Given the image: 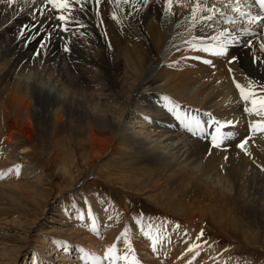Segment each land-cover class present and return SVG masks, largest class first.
<instances>
[{"label": "bare ground", "instance_id": "bare-ground-1", "mask_svg": "<svg viewBox=\"0 0 264 264\" xmlns=\"http://www.w3.org/2000/svg\"><path fill=\"white\" fill-rule=\"evenodd\" d=\"M95 2L80 0L63 31L48 18L55 13L46 0H0V222L18 211L25 215L30 264H43L46 246L55 248L47 259L60 253L58 264H264L253 252L264 248L258 241L264 236V133L249 126L264 117L244 111L251 98L243 100L236 88L251 80L254 98L264 96V22L240 15L260 11L250 0H172L171 9L166 0H100V17L109 20L102 35L80 12L94 11ZM229 16L235 24L227 23ZM224 28L230 35L220 39L233 41L227 56L203 51ZM165 96L181 118L199 119L205 133L215 128L209 118L188 114L191 108L233 121L227 130L235 135L215 148L210 135L186 131ZM66 136L79 139L91 160L86 178L107 160V180L130 178L116 182L140 191L160 215L137 219L114 198L116 190L76 187L82 168L77 164L75 175L65 160ZM17 138L32 143L51 172L50 159H60L57 173L43 179L38 163L23 166ZM244 138L250 155L237 147ZM203 229L214 237L233 232L242 242L225 233L213 246L199 236ZM228 241L242 244L240 250L226 253ZM74 248L78 257L62 256L61 249L73 254Z\"/></svg>", "mask_w": 264, "mask_h": 264}, {"label": "rangeland", "instance_id": "rangeland-1", "mask_svg": "<svg viewBox=\"0 0 264 264\" xmlns=\"http://www.w3.org/2000/svg\"><path fill=\"white\" fill-rule=\"evenodd\" d=\"M97 5L98 4L96 2H95V4L94 3L92 4V7L94 8V11L91 10L89 12V10L81 9L82 11H80V12L82 13L83 16L87 15L86 17H84L85 20L90 22L93 25V27L95 25L94 28L96 29V32L98 34L100 32V34L103 35L104 28L107 25L106 22L109 21V20H108L106 14L104 15V18L102 16L100 17V14H99V11H98L99 10V5L98 6ZM95 8H96V10H95ZM79 9H77V10H79ZM86 12H88V13H86ZM91 12H92V14H91ZM88 14H89V17H88ZM99 18H101V19H99ZM102 19H104V22H102L103 21ZM105 19H107V20H105ZM100 23L101 24L103 23V24L101 25ZM98 28H100V29H98ZM102 29H103V31H102ZM180 107L181 106H179V108ZM189 107L190 106H187V108H189ZM200 111L203 112L202 109H198V108L197 109H193V108H191L190 111L188 112V114H190V115L194 114V115H196L198 117H204V118H207V119L209 118V116L202 115L200 113ZM214 118L216 120H219L216 117H214ZM191 119H192V117L189 120H191ZM209 125H211V124H209ZM228 127H229V125H226V128L224 130H227ZM66 137H67V142L65 144H63V145H65L66 151H67V152L65 151L66 152V155H65L66 159L65 160L69 164H71V165L73 164L72 166L74 167L75 175H79V173H80V170L76 167V165L78 164V166H80L82 168V173H81V176H80V180L81 181L79 182V185H77L76 187H81L85 191H87V190L88 191L96 190L97 192H104L105 191L104 193H106V194L112 192L111 189H113V191L116 190L114 192L115 193L114 194V198L121 205L128 206L130 215H133L137 219L144 218V217H147V216H152L153 217V216H159L160 215V214H158L157 211H155V210H160L157 207V205L156 204L153 205V204L149 203L145 198L143 199L142 196H139L140 193H138V192H140V191H137L136 189L135 190L129 189L128 187H127L128 189L124 188V187L122 188L121 183H119V182L117 183L116 182V180H118V178L121 181L122 180H125V181L126 180H130V178H122V176L118 177L117 175H114L113 176V178H115L114 181L107 180V177H108L107 174H108L109 170H112L107 165V163H106L107 160L103 159L101 161V164H100L101 166H99V169L96 172V175H91L88 178H86V173L90 174L89 169H88V168H90V166L85 164L86 160L89 159L88 156L86 155L87 153L81 149L80 144H79V139H76L74 136H72V138L70 136H66ZM1 143H4L3 140L0 141V144ZM26 143H24V139H22V138H17L14 141V143H13L14 146L16 145L15 147L18 150L17 154H18V157L20 158V161H23V163H22L23 166L28 165L27 163H33V162L34 163H38L41 166V173H42L41 176H42L43 179L51 177L53 173L54 174L57 173V171H58V169L60 167L59 165L61 163V161H59L60 159H58L56 157H54L53 159H50L51 160V165H52V168H53L52 172H51V171L48 170V168L45 166V164H42L43 160L40 159V157L37 155V152H35L36 150H34V146H32L33 144L29 143V142H26ZM208 144H210V143H208ZM63 145L61 144V146H63ZM107 156H108V153H107ZM67 158H68V160H67ZM23 159H25V160H23ZM27 160H29V161H27ZM57 164H58V166H55ZM19 168L22 169V167H19ZM33 180H35V178ZM131 181H133V179ZM58 184H59V187L61 186L60 187L61 190H63L65 188L64 186L67 185V184H64V182H61V180H60V182ZM71 186H73V185L70 183L68 185V187L72 188ZM140 188L142 189L144 187H140ZM127 190H129V192ZM124 191H126V192H124ZM143 192H145V191H143ZM141 194H142V192H141ZM130 199L135 200V201L130 202ZM21 214L22 213L20 211L8 214L6 216L8 219L7 220H2L0 222V228H1L0 229V234H1V237H0V264H30V262L32 261L31 249L26 246V244L24 243L25 240L23 241V239H25V237H26L25 236L26 232L24 231L25 229H23L24 227L22 226V222L25 220L24 218H26V217H25L24 214H23V216ZM7 221H9V222H7ZM2 227H6V228L2 229ZM4 229H6V230H4ZM202 231H203L204 239L205 240H211L214 243V244H212L213 246H218V245H220V243L221 244L223 243L224 239H227L228 236H226L225 233H227V234L229 233L228 234L229 237H231V239H234V240H237V238L240 237L237 234H235L233 232H229V231L225 232V231L220 230V231L217 232L216 237H214L213 235L211 236L209 233H207L205 231V229H203ZM37 234L38 233L31 231V235L32 236L37 235ZM212 237H213L214 240L212 239ZM238 239L242 242V237H240ZM258 241H260V244L264 245V236H262ZM5 243H8L7 247L5 246ZM240 245H242V244H237V247H239ZM51 247L54 248V246H46V248L43 250V253L40 256V257L43 258V260H41V263H43V264H58L56 259L59 257L60 253H57L54 256L50 255L49 259H47L48 255H49V252L52 249ZM237 247L235 245H230V241H228L226 243L225 252L226 253H231L233 251V249H236L237 251H239L240 249L239 248L237 249ZM262 248L263 247L254 248V251H253V252H255L256 257H259L260 259H263V257H264V248L263 249ZM61 250H62L61 252L63 253L62 256H64V258L69 257L70 255L72 256V258L74 256L78 257V254H79L78 253V248H76V249L74 248L73 249V254L71 252H66V250H63V249H61ZM250 251H251V249L249 251H247L246 255L251 256L250 253L253 254V252H250ZM81 255L82 256L78 259L79 262L81 260L83 261L84 258H85L84 257L85 253L84 254L81 253ZM232 255H233V253H232ZM238 255H240V254H238ZM14 256L17 257L16 263H14V262L12 263V261L10 260ZM59 263H64V262H59ZM71 263L72 262H69V264H71ZM77 264H79V263H77ZM117 264H120V262L117 261Z\"/></svg>", "mask_w": 264, "mask_h": 264}, {"label": "snow or ice", "instance_id": "snow-or-ice-1", "mask_svg": "<svg viewBox=\"0 0 264 264\" xmlns=\"http://www.w3.org/2000/svg\"><path fill=\"white\" fill-rule=\"evenodd\" d=\"M96 3L99 4L100 0H96ZM166 3L169 6V9L172 7V0H166ZM46 4L51 6V10L55 15H49V19L55 18L58 21L57 27L63 29V31L68 30V25L74 22V17L72 16V11L74 6L80 5V0H46ZM255 4L259 6L260 13L256 15H252L251 12L244 13L240 12V8L237 5V7L234 9L237 12H240L241 16H245L249 23H255V22H264V0H255ZM200 5L197 4L196 8H199ZM195 11L196 9H193V17H195ZM209 12H212L213 10L211 8L208 9ZM224 14L221 13V16ZM212 17H201V19H208L210 20ZM113 19H116L115 14H113ZM227 23L229 24H235V20L229 16L227 17ZM225 34L230 35V31L228 28H224L218 36L213 37L212 39L215 40L217 43L213 45L212 47H204L203 51L208 52L212 51L217 56H227L228 54V46L227 43H231L233 41L224 42L220 38L223 37ZM43 47V45H42ZM195 47V45H193ZM261 49H264V43H261L260 45ZM65 51H69L68 47H65ZM232 60H235L236 57H232ZM210 62V61H206ZM253 81H249L248 85H242L239 82L236 83V88L240 91V96L243 100L248 101L251 98V107L244 108L245 112L248 113H255L256 116L264 117V96L260 97L259 99L254 98V93L251 91V85L253 84ZM247 89V90H246ZM165 101H168L169 104L172 105L168 110L170 112H176V109L178 108V105L174 101H171L169 97L165 96L163 98ZM176 118L180 120L183 127L188 131L189 133H192L193 135L197 134V131L199 130L200 134L207 137L210 135L211 137V144L215 148H220L224 141L227 139L232 138L235 135L234 130H224L226 128V125H232L233 121L228 120L225 122H221L220 120H216L214 117H211V114H209V121L208 123H211L212 126L215 128L214 132L209 131L208 133H205L203 129L201 128V121L195 117H193L191 120H186L184 118H181L179 115V112H176ZM250 128L252 129L253 133L256 132H262L264 133V119L256 120L250 123ZM223 130V131H222ZM249 143L248 138L241 139L240 142L237 144V147L244 150L246 154H249L247 152V149L245 148V145ZM12 169H9L11 171ZM17 172H19V166H16ZM199 236H203V231L200 232ZM199 238V237H198ZM115 249V245H112L109 248V254H111ZM190 251L192 249H189ZM198 254V253H197ZM127 259V257H125ZM195 259V257H193ZM133 264H138V262L133 261Z\"/></svg>", "mask_w": 264, "mask_h": 264}]
</instances>
